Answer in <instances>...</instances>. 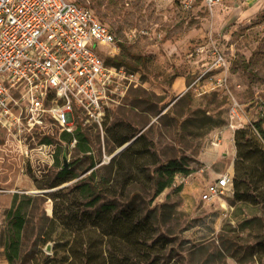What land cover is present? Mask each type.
<instances>
[{"label":"rangeland","instance_id":"374dc122","mask_svg":"<svg viewBox=\"0 0 264 264\" xmlns=\"http://www.w3.org/2000/svg\"><path fill=\"white\" fill-rule=\"evenodd\" d=\"M74 1L115 33V54L100 46L102 57L136 71L140 85L106 112L102 132L83 127L91 152L66 150L68 165L77 159L69 167L75 176L54 187L48 183L59 169L56 154L63 163L64 144L52 140L54 163H41L19 156L0 128V181L6 180L4 188L12 195L8 206L0 196V264H9L5 242L12 204L25 218L20 253L27 262L15 264H29L31 257L68 256L67 241L75 232L54 219L53 206L68 197L77 204L74 209H84L89 197L77 186L72 200L69 190L92 172L103 190L96 207L101 202L132 205L150 214L152 237L164 241L159 264H264V250L255 247L264 234V203L252 208L236 204L230 195L200 197L213 180L210 169L225 165L222 151L231 146L236 151L234 135L229 142L224 133L232 130V103L240 109L237 128L249 129L264 146L257 128L264 129V0H224L192 9L179 0ZM215 53L225 57V64L214 65ZM218 131L224 139L215 146L211 138ZM122 138L129 139L120 144ZM208 151L209 167L202 158ZM170 160L189 171L177 172L156 193V181L167 177L159 169Z\"/></svg>","mask_w":264,"mask_h":264},{"label":"built area","instance_id":"2783aa9c","mask_svg":"<svg viewBox=\"0 0 264 264\" xmlns=\"http://www.w3.org/2000/svg\"><path fill=\"white\" fill-rule=\"evenodd\" d=\"M222 1L180 3L191 9ZM117 41L91 9L74 0H0V128L19 156L51 165L56 154L52 140L62 142L67 155L77 142L78 126L102 132L106 112L140 85L136 71L108 63L100 54L104 46L114 55ZM225 62L215 53L214 65ZM229 117L232 130L241 125L236 102ZM221 135H213V145L221 144ZM232 192L231 177L223 173L205 185L200 197L212 200Z\"/></svg>","mask_w":264,"mask_h":264},{"label":"trees","instance_id":"16d2710c","mask_svg":"<svg viewBox=\"0 0 264 264\" xmlns=\"http://www.w3.org/2000/svg\"><path fill=\"white\" fill-rule=\"evenodd\" d=\"M110 61L106 60L108 63L124 65L114 58ZM257 128L264 139V129L258 124ZM233 135L236 151L234 174L231 177L232 199L234 202L241 201L252 205L264 203V146L245 127L235 129ZM75 136L77 138L75 147L84 154L90 152L81 126L76 128ZM62 138L70 141L69 136L62 135ZM128 139L122 138L119 143L122 144ZM58 158L56 154L55 164L59 169L48 183L49 187L60 185L75 176L69 171V167L75 164L77 159L65 167ZM188 171L182 164L170 160L159 169L158 173L166 174L167 177L156 181V193L169 186L177 172ZM94 176L92 172L86 177L85 182L69 190L72 200L75 199L73 194L77 186L81 194L86 198L89 197L84 209L78 207L74 209L77 204L68 197L62 199V202L56 201L53 206L54 219H58L75 232L73 238L67 241L69 255L61 257L45 255L41 260L39 257H31L29 264H159L157 256L164 248V241L160 236L152 237L150 214H142L140 209L132 205L117 207L112 203L101 202L96 207L103 190L101 191V181V184L98 183L100 187L97 186ZM98 187L99 190H97ZM59 190L62 191L61 188ZM7 216L10 234L5 242L6 258L9 264H15L16 261L27 262L20 253L25 223L21 208L13 209L12 204L7 211ZM248 223L251 221H245L244 225ZM255 247L257 251L264 250V234Z\"/></svg>","mask_w":264,"mask_h":264},{"label":"crops","instance_id":"0c3cea01","mask_svg":"<svg viewBox=\"0 0 264 264\" xmlns=\"http://www.w3.org/2000/svg\"><path fill=\"white\" fill-rule=\"evenodd\" d=\"M195 6H200L201 7L203 5L201 3H198ZM176 82H177L178 85L181 84V80H177ZM233 132H234V130H228V129H226L225 132H224L227 135L229 142H230V140H231V138L233 136ZM221 137H222V139H224L223 135H221ZM211 154L212 153L210 151H208V152H206L203 155L202 158H204L203 162H204L205 166H208V164L210 163V160L212 158ZM221 155L225 158V160H224L225 165H219L215 169H210V176L212 177V179L216 178L218 175H221L223 173H227L230 177H232L233 174H234L235 150L231 146L230 148H228L227 151H222ZM0 182H2V185H0V190L4 189V191L2 190L4 192V194L0 193V196L2 197V199L4 201V206H8V204H10V202H11L12 195L6 193L7 189L4 188L6 180H1ZM230 196H232V193L230 194ZM235 203L239 204V205H244V206H249V207L255 208L254 207L255 205H252V204H249V203H243L241 201H235Z\"/></svg>","mask_w":264,"mask_h":264},{"label":"water","instance_id":"95a60500","mask_svg":"<svg viewBox=\"0 0 264 264\" xmlns=\"http://www.w3.org/2000/svg\"><path fill=\"white\" fill-rule=\"evenodd\" d=\"M129 143H126V144H124V145H122L117 151H116V153L117 152H120L122 149H124L127 145H128ZM63 166H68V162H66V153H63ZM40 192H44V191H40ZM47 248H50V245L48 244L47 245Z\"/></svg>","mask_w":264,"mask_h":264}]
</instances>
